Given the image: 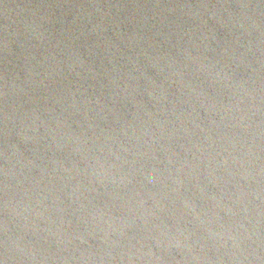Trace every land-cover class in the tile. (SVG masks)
<instances>
[{
	"label": "water",
	"instance_id": "water-1",
	"mask_svg": "<svg viewBox=\"0 0 264 264\" xmlns=\"http://www.w3.org/2000/svg\"><path fill=\"white\" fill-rule=\"evenodd\" d=\"M0 264H264V0H0Z\"/></svg>",
	"mask_w": 264,
	"mask_h": 264
}]
</instances>
